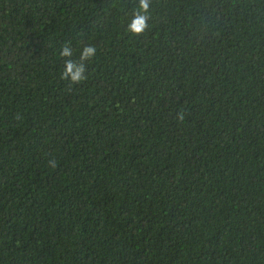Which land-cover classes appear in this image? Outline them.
I'll use <instances>...</instances> for the list:
<instances>
[{
  "label": "trees",
  "instance_id": "16d2710c",
  "mask_svg": "<svg viewBox=\"0 0 264 264\" xmlns=\"http://www.w3.org/2000/svg\"><path fill=\"white\" fill-rule=\"evenodd\" d=\"M138 11L0 0V264H264V0Z\"/></svg>",
  "mask_w": 264,
  "mask_h": 264
},
{
  "label": "clouds",
  "instance_id": "9594fccd",
  "mask_svg": "<svg viewBox=\"0 0 264 264\" xmlns=\"http://www.w3.org/2000/svg\"><path fill=\"white\" fill-rule=\"evenodd\" d=\"M150 0H139V11L135 13L134 18L128 26V31L134 35L142 34L147 28L148 12ZM96 49L89 45L85 46L80 51L79 61L72 59V48L69 44H65L59 52L60 57L64 59V68L61 73V78L70 81L72 84H78L86 79L85 62L94 57ZM182 119V117H181Z\"/></svg>",
  "mask_w": 264,
  "mask_h": 264
}]
</instances>
